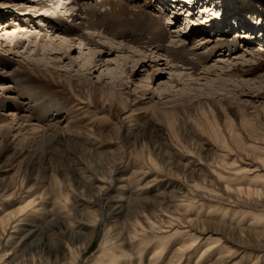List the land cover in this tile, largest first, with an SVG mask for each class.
<instances>
[{
  "label": "rangeland",
  "instance_id": "rangeland-1",
  "mask_svg": "<svg viewBox=\"0 0 264 264\" xmlns=\"http://www.w3.org/2000/svg\"><path fill=\"white\" fill-rule=\"evenodd\" d=\"M41 1L24 0V8L19 10L8 4L9 0H0V17L15 20L18 14L28 20L37 15L31 5ZM196 1H200L196 7L200 9L195 15L202 19H211L214 14L213 8L209 11L205 6L215 5L216 12L222 7L226 20L243 25L246 32L264 28V0ZM51 13L40 11L38 16L55 17ZM214 24H218L217 20ZM2 30L0 88L11 83L13 76L32 89L38 86L45 96L39 100L37 111L49 106L52 109L47 115L57 119L52 121L45 115L44 121L21 124L10 115L14 109L6 106L11 102V92L0 91V264L14 257L19 262L42 258L46 264H60L65 254L59 251L50 255L49 244L62 240L73 245V238V248L78 251L89 246L81 264H106L112 257H100L110 228L117 238L111 250L121 264H264V238L251 233L254 231L249 218L240 222L246 209L264 213V196L258 201L241 195L238 201L242 203L234 206L238 209L231 208L225 218L222 213L209 212V202L215 198L205 195L191 203L184 198L194 197V182L213 185L223 194L226 186L247 187L251 176L264 180V36L241 35L250 38H241V46L251 42L256 47L253 57L204 75V80L188 88L174 82L168 68L157 71L156 62L150 58L120 61L117 54L113 59L121 63L114 67H120L122 75L120 82H111L102 75L105 69L100 63L90 73L80 69L83 63L78 59L81 50L77 46L66 54L58 46L48 45L49 56L43 57L42 65L26 62L21 55L9 54V41ZM230 33V40L238 38L235 32ZM197 35L196 45H200L206 35ZM36 43L42 46L44 39ZM39 50L38 47L37 53ZM238 54H233L232 59L245 55ZM224 60L217 62L228 63ZM19 62H26L30 70L22 69L16 75ZM19 102L28 108L29 97L23 96ZM216 169L223 172V178L217 179ZM90 186L106 187L98 204L93 199L96 190L90 192ZM119 197L128 198L124 209H118L119 214H109V207L116 205ZM180 199L185 202L180 212L197 222L195 226H165L164 233L156 231L143 240L130 241V233L124 230L130 210L138 209L134 212L143 222L146 217L155 220L159 206H167L172 212ZM95 213L100 221L93 228V236L88 226ZM61 216L72 221L73 229L67 230L66 237L54 229L49 237L37 233L19 246L16 241L7 246L2 241L3 219L13 218L8 232L18 235L23 228L47 227ZM191 235L199 239L193 242ZM167 237L170 243L155 259L160 239ZM183 245L192 248L179 259L177 252ZM5 251L11 253L9 259L4 258Z\"/></svg>",
  "mask_w": 264,
  "mask_h": 264
},
{
  "label": "bare ground",
  "instance_id": "bare-ground-1",
  "mask_svg": "<svg viewBox=\"0 0 264 264\" xmlns=\"http://www.w3.org/2000/svg\"><path fill=\"white\" fill-rule=\"evenodd\" d=\"M22 1L24 0H9L8 4L15 5L14 7H18L20 10V8H24L21 5ZM49 2L53 3L52 7ZM199 2L200 1L196 0H101L100 3H98L94 0H42L41 2L33 3V6L31 5V8L37 10V15H31V17L27 18L28 20L25 19L26 16L18 17V14L15 17V20L17 21L10 19L6 20L5 18L0 17V29H3L2 32H5V38L9 41V46L7 47L9 54L21 55L26 62L31 60L36 64L42 65V61H44L43 59L49 56L46 54L49 51L48 45L58 46L59 50L66 54L67 50L72 51L74 50L72 48L74 46L76 48L77 46V48L81 50L78 59H82L83 63V65H80V69L86 70L90 73V71H92L94 67H98V63H100L102 68L105 69L103 70L102 75L108 77L111 82H120L119 77L122 75V73H119L120 67L115 68L114 64L117 65L120 61H128L139 57L154 60L156 62L157 71L159 72L168 68L173 74L172 79L174 82L177 84L179 83V85L184 84L185 87L190 88L204 80V75H210L216 70L222 71L226 67L230 68L237 60L246 59L251 56L253 57V54H255L253 50L256 48L252 47L254 46L253 43L246 42L244 47L240 45L241 38L250 39L248 36L242 37L244 34L259 36V38L264 36V28L262 27H256L253 30L251 29V31L246 32L247 28L243 25L239 27L234 21L226 20L221 14L222 7H219L216 12V8L214 9L213 7L215 5L205 7L206 9H209V11L213 8L212 12L214 14H212L217 15V17L214 16V18L212 15L210 16V19L208 16V18L203 16L202 19V16H198V14L195 15L196 9H200L196 8L198 7L197 5ZM50 7L51 9L49 10ZM26 10L27 9H25L23 13ZM40 11L52 12L51 14L55 17L44 16L40 19L38 16ZM220 14L223 17H219ZM20 18L22 19L20 20ZM215 20H217L218 24H214ZM78 22H80L79 25ZM231 24L233 26H231ZM173 26L174 29L177 28L176 31L170 30ZM231 31L235 32L233 34L238 38L230 40L229 34H231ZM196 35L197 38L206 35V37L200 40V45H196L197 40L194 38ZM40 39H44V43H42L43 45L41 44L42 46H40V44L38 46L36 43ZM28 43L29 46L33 45V48H27ZM38 47L40 49L39 53H37ZM236 52L239 53L238 55H240L241 52L245 53V55L241 54V57L237 56L232 59V55ZM116 54L120 55V61L113 59V56ZM40 56H42L41 60L39 59ZM98 58L99 60H97ZM224 59H227L226 62L228 63L223 64L225 61ZM68 60L74 65V62H72V59H70L69 56ZM217 60L224 61H222V65H220L221 63H218ZM26 62L17 63L16 75H19L22 72V69L25 71L30 70ZM142 62H145V60ZM212 63L216 64L212 65ZM5 64L8 63L5 62ZM9 65L13 66L14 63H10ZM200 71L204 72L201 73ZM11 80V83H5L0 88V91L3 93H6L7 91L11 92L8 94L11 102L6 104V106L9 104V107L14 109L10 115L13 116L14 119H18L21 124L46 120L44 117L46 115L48 118L49 115L47 114L52 108L47 106L42 110L37 111L39 110L37 104L40 103V99L44 98L45 93L41 91L38 86L35 87V89H32V87H29L26 82H21L14 76ZM136 84H139V82ZM142 87L146 86L143 85ZM16 90L18 93H14ZM16 94L19 95L16 96ZM22 95L24 97H29L28 108L23 102H19L23 97ZM31 103H33L31 106L33 108H29ZM51 118H53L52 121L57 119L54 116L50 117V119ZM58 123H60V121H58ZM222 174L223 172L221 170H215L214 175L217 179L223 178L224 176H222ZM250 178L247 187L235 188L226 186L225 193L223 194H220L212 184V186L207 187L203 186L204 184L199 185L197 182L194 185V182L193 188L195 190H193L195 192L191 191L193 192L192 195L194 197L184 198L187 200L186 202L190 203L200 197H204L205 195L215 198L209 202V212L222 213L223 218H225L230 214L231 208L242 203L238 201V199L242 200L240 197L241 195H247V198H256V200H261L264 196V180L258 175L251 176ZM90 188V192L94 189L96 190L93 199L94 203L98 204V199L103 197L106 187L90 186ZM132 193L134 194L138 192L134 191ZM127 201L128 198L119 197L116 199V205L109 207L110 212L108 213L119 214V212L116 211L120 208L124 209L123 203ZM179 202L180 203L175 206V209L172 212H169L167 206H159V215H156L157 219L151 220L149 217H146L144 222L138 218L136 215L137 213L134 212L138 209L130 210L128 220L124 223V230H127V232L130 233V241H137L139 239L143 240L146 236L149 234L151 235L156 231L158 233H164L165 226L169 228H180L184 225L195 226L197 222L187 219L184 213L180 212V209L184 207L183 204L185 202L182 199H180ZM234 209L237 210L238 208L235 207ZM83 210L84 209H78V212ZM237 214H241V212H237ZM94 215L95 216L92 217L91 222L89 221L91 225L88 226L89 228H92L90 231L92 235L94 233L93 228H96L100 221L99 215L96 213ZM241 216V224L249 218V226L251 227V231H254L251 233L255 234L256 237L264 238L263 212L246 209L242 212ZM11 218L12 217H8L1 220V224L3 225L2 241H5V246L9 244L11 245L15 241V244L19 246L24 243L28 237H33L37 233H40L41 235L46 234L49 237L50 231L54 229L57 232H60L63 238L64 236L66 237V234L68 233L67 230L72 231L73 229L72 221L65 216H61L51 221L47 227L43 228L40 225H35L28 229L23 228L20 230V233H16L18 235H13V232L11 234L8 232V227L11 225ZM13 229H15V227ZM111 230H113V228H110L109 231H107L103 241V254L100 257V260H103L110 255L112 258L106 264H121V259L113 250H111L117 240V238L112 235ZM120 234L122 236V232ZM71 235L72 234H70V236ZM191 236H193V242L199 239L194 235ZM74 239L76 238H73V245H75ZM160 240L161 246L158 249V252L155 253V259H159L165 252L170 243V237ZM220 241L221 240L219 239L216 243ZM73 245L62 240L55 245L49 244L51 251L50 255L60 251L65 254V259L63 262H60V264H81L82 256L89 246H83L82 251H78L73 248ZM38 246L39 244L36 245V247ZM191 248V245H183L179 248L177 252L178 258L180 259V257L185 255V253L191 250ZM5 252V257H3L8 258L11 253L8 251ZM18 260V257H14L8 262L5 261L4 264H46L42 258L38 261L33 259L31 262H29L30 260H24L21 262Z\"/></svg>",
  "mask_w": 264,
  "mask_h": 264
}]
</instances>
